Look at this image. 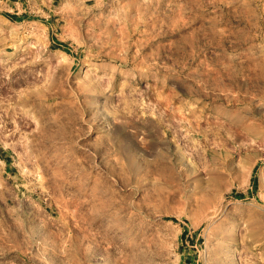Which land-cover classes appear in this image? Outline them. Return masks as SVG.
Here are the masks:
<instances>
[{
  "label": "rangeland",
  "instance_id": "obj_1",
  "mask_svg": "<svg viewBox=\"0 0 264 264\" xmlns=\"http://www.w3.org/2000/svg\"><path fill=\"white\" fill-rule=\"evenodd\" d=\"M0 264H264V0H0Z\"/></svg>",
  "mask_w": 264,
  "mask_h": 264
},
{
  "label": "bare ground",
  "instance_id": "obj_2",
  "mask_svg": "<svg viewBox=\"0 0 264 264\" xmlns=\"http://www.w3.org/2000/svg\"><path fill=\"white\" fill-rule=\"evenodd\" d=\"M109 203V202H108ZM110 204V203H109ZM109 207V205H106ZM104 209V208H103ZM118 209V208H117ZM106 211V210H105ZM114 212V213H113ZM111 211V210H107V212H103L105 214H107L106 218L109 220V225L114 228V229H118L120 231H122V233H125L127 236H129L130 234H132V230H133V226L131 225L130 221L128 219L125 220V218H122L123 215L121 216V213H120V210H115V211ZM115 212H116V215H115ZM116 222H119V223H116ZM108 223V222H107ZM134 233V232H133ZM137 239V238H136ZM91 240V239H90ZM89 240V241H90ZM133 244V246L137 243V240H133V242H131ZM111 244V243H110ZM137 246V245H136ZM131 248V247H130ZM137 248V247H135ZM139 248V247H138ZM132 249V248H131ZM108 251V250H107ZM133 251V250H132ZM109 252V251H108ZM132 253V252H131ZM135 253V252H134ZM136 254V253H135ZM135 254H134V257H135ZM131 255V254H130ZM138 255V254H136ZM133 256V255H132ZM140 256V258H139ZM137 258L141 259V256L143 255H139ZM133 258V257H131ZM130 258V260H131ZM135 260V258L133 259ZM137 260V259H136ZM140 260H138L137 262H134V263H138Z\"/></svg>",
  "mask_w": 264,
  "mask_h": 264
}]
</instances>
